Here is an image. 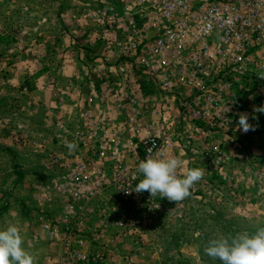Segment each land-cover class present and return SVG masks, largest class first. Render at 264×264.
Segmentation results:
<instances>
[{"label": "rangeland", "instance_id": "1", "mask_svg": "<svg viewBox=\"0 0 264 264\" xmlns=\"http://www.w3.org/2000/svg\"><path fill=\"white\" fill-rule=\"evenodd\" d=\"M138 16L133 0H0V228L17 224L36 264H221L205 255L208 239L264 226V113L253 112L264 105V79L230 76L225 93L252 124L258 116L255 131H239V116L221 126L182 114L189 92L162 87L149 54L155 31L142 30ZM256 57L264 62V47ZM127 94L144 100L135 123L112 101L130 110ZM84 110L98 127L124 121L126 140L169 142L165 154L183 162L178 171L202 168L203 178L178 203L122 196L109 184L121 161L113 156L98 163L103 193L82 199L57 190L52 179L69 169L63 154L79 139ZM137 146L138 160L122 159L132 171L144 160Z\"/></svg>", "mask_w": 264, "mask_h": 264}, {"label": "built area", "instance_id": "2", "mask_svg": "<svg viewBox=\"0 0 264 264\" xmlns=\"http://www.w3.org/2000/svg\"><path fill=\"white\" fill-rule=\"evenodd\" d=\"M133 1L142 30L155 31L149 54L154 58L151 68L162 71V87L177 85L189 92L187 99L182 100V114L219 121L221 126L236 120L241 111L225 101V93L232 83L230 76L259 80L257 73H264V62L256 57L264 47V0ZM130 23L136 27L134 18ZM133 32L138 36L140 31ZM132 47H136V42L125 50L130 51ZM125 97L130 110L120 98L112 101L124 119L135 123L142 117L144 100L129 94ZM93 101V97L88 98V102ZM125 105L127 108L123 109ZM153 114L157 116L159 112L155 110ZM81 116L85 124L75 126L79 139L74 142L78 147L72 152L66 149L63 154L64 164L69 169L52 179L54 188L61 191L72 188V195L77 198L89 199L93 193L104 192V174L98 163L100 159L113 156L121 157V161L114 164L116 178L109 184L116 183L113 185L120 195H131L137 171L128 169L122 159L138 160L137 141L144 159L157 152L166 153L170 147L169 142H161L150 134L126 140L120 135L124 121L118 126L102 128L95 123L91 110H84ZM55 125L59 127L60 121ZM71 156L73 159H69ZM57 157L53 155V161H57ZM87 184L93 187L91 194L83 192ZM76 257L83 256L77 254Z\"/></svg>", "mask_w": 264, "mask_h": 264}, {"label": "clouds", "instance_id": "3", "mask_svg": "<svg viewBox=\"0 0 264 264\" xmlns=\"http://www.w3.org/2000/svg\"><path fill=\"white\" fill-rule=\"evenodd\" d=\"M257 76L264 79V73H257ZM253 112L264 113V105L254 106ZM238 116L239 131L247 133L256 130L258 116H252L257 124L250 122L246 112H240ZM66 147L72 152L78 145L68 142ZM182 163L179 157L165 153L147 156L138 163L137 172L142 178L138 179L132 191L137 194L148 192L150 197L159 195L176 203L183 201L190 196V189L203 178L204 169L191 168L180 173L178 170ZM23 245V236L17 224L8 223L0 228V264H36L35 255ZM203 250L205 255L220 260L221 264H264V226H258L254 232L245 230L234 235L213 236Z\"/></svg>", "mask_w": 264, "mask_h": 264}]
</instances>
